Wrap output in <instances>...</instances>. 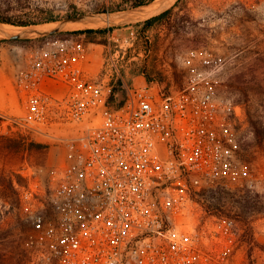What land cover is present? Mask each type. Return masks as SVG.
Segmentation results:
<instances>
[{
  "label": "built area",
  "instance_id": "obj_1",
  "mask_svg": "<svg viewBox=\"0 0 264 264\" xmlns=\"http://www.w3.org/2000/svg\"><path fill=\"white\" fill-rule=\"evenodd\" d=\"M88 48L81 34L45 38L15 76L24 114L0 113L7 132L65 150L45 178L37 179L42 168L20 169L30 180L18 189L32 224L30 262L232 264L233 218L219 217L215 229L184 222L194 194L248 173L240 106L222 67L193 64L176 87L155 77L136 83L113 53L90 75ZM114 88L121 104L110 102Z\"/></svg>",
  "mask_w": 264,
  "mask_h": 264
},
{
  "label": "rangeland",
  "instance_id": "obj_2",
  "mask_svg": "<svg viewBox=\"0 0 264 264\" xmlns=\"http://www.w3.org/2000/svg\"><path fill=\"white\" fill-rule=\"evenodd\" d=\"M118 1L19 0L21 5L35 13L44 10L62 19L55 29L38 34L0 36L18 38L5 44L0 62L16 56L18 59L21 55L26 66L31 50L51 32L117 26L108 31L101 43L92 42L87 34L81 33L89 47L86 68L90 75L98 76L109 53L114 54L119 66L123 65L127 77H139L138 73L145 72L146 77L158 78L174 87L181 83L185 69L193 64L209 61L212 65H220L221 75L232 87L240 106L238 128L248 173L241 183L201 189L194 194L193 200L187 204L184 222L189 228L206 225L215 229L219 217L233 218L240 244L232 264H264V143L259 145L256 141L252 125V121L257 120L264 127V0H190L187 7L176 8L172 24H156L147 30L135 25L146 18L135 16L133 8L100 12ZM75 14L78 15L68 17ZM185 14L191 15L194 21H185L184 25L180 19ZM99 18H112L113 21L95 22ZM76 21L83 22V25L78 28L71 25ZM21 102L24 105L22 99ZM24 112L6 114L19 116ZM8 128V124L2 125V131L7 132ZM64 158V148L54 145L33 151L22 146L4 147L0 149V170L5 173L6 180H13L18 191L22 185L30 183L29 179L19 175L22 167L42 168L37 178L42 179L48 168L63 162ZM13 191L10 187L0 186V208L5 211L1 230L9 233L15 246L10 249L5 245L2 252L6 264H32L25 249L27 232L32 224L13 201ZM48 191L47 188V194ZM46 199L43 190L40 200L46 202Z\"/></svg>",
  "mask_w": 264,
  "mask_h": 264
},
{
  "label": "trees",
  "instance_id": "obj_3",
  "mask_svg": "<svg viewBox=\"0 0 264 264\" xmlns=\"http://www.w3.org/2000/svg\"><path fill=\"white\" fill-rule=\"evenodd\" d=\"M154 0H120L116 3H112L111 5L106 6L100 12H120L132 8H136L145 4H149ZM190 3V0H176L175 3L166 8L165 10L154 14L144 20L138 21L135 23L136 26L141 27L142 30H147L153 27L156 24H172L173 16L175 14L176 8L183 6L187 7ZM78 14L71 15L68 17L77 16ZM67 18V17H66ZM62 18L59 15H55L53 13L45 12L41 10L39 12H34L31 8H27L24 5L19 3V0H0V22L2 23H9L18 26H30V25H37L47 22L59 21ZM181 22L183 24L185 21L193 22L194 19L191 15H184L181 17ZM185 25V24H184ZM117 26H110V27H100V28H85V29H78V30H66V31H59V32H51L48 34L47 37H67L73 34H87L89 39L92 42L101 43L103 37H106L108 31L115 29ZM18 38H2L0 37V53L2 48L5 46L7 42L16 41ZM148 79H151L149 75H147ZM124 98V94L119 88H114L111 96L110 102H118L119 104L122 103ZM252 125L255 131L256 141L259 145L264 143V127L261 122L257 120L252 121ZM26 148L28 151L33 150H44L46 149V145L42 143H38L28 136L23 135L19 131H11V132H4L2 131V118L0 117V149L2 148ZM2 170V169H1ZM0 170V186L10 187L13 191V201L16 205L19 204V190L15 189L13 180H6L5 173ZM22 176L21 174H19ZM7 182V183H6ZM9 182V183H8ZM5 211L1 207L0 208V264H6V256L5 253L2 252L6 246L10 247V249L15 248L14 240L9 239V233L2 231V222L4 217ZM28 229V228H27ZM30 231V230H29ZM28 233V232H27ZM7 239V240H6ZM6 245V246H5ZM2 247V248H1ZM26 249V248H25ZM27 254V258H28ZM8 263V262H7ZM10 263V261H9ZM18 264V263H15Z\"/></svg>",
  "mask_w": 264,
  "mask_h": 264
},
{
  "label": "crops",
  "instance_id": "obj_4",
  "mask_svg": "<svg viewBox=\"0 0 264 264\" xmlns=\"http://www.w3.org/2000/svg\"><path fill=\"white\" fill-rule=\"evenodd\" d=\"M133 9L135 10V8ZM165 9L166 7L159 9L153 13L147 14L145 16H138L137 11L135 10L134 15L139 17V19H143V18H148L151 15L155 13H159ZM24 55L25 52L23 50L22 56ZM18 56H19L18 59L16 56L14 59L7 58L4 61L0 62V112L1 113H20L25 110V107L20 99L21 96L15 85L16 73L19 71L18 69L25 63L24 58L21 57V55ZM136 79L138 83H143L144 81L148 80V78L145 75L139 76ZM50 89L55 93H58L60 90H62L61 88L54 85L51 86ZM62 160L63 158L61 159V161Z\"/></svg>",
  "mask_w": 264,
  "mask_h": 264
},
{
  "label": "bare ground",
  "instance_id": "obj_5",
  "mask_svg": "<svg viewBox=\"0 0 264 264\" xmlns=\"http://www.w3.org/2000/svg\"><path fill=\"white\" fill-rule=\"evenodd\" d=\"M172 1L173 0H154L153 2H151L149 4H145V5H142V6H139V7L135 8V10L137 11V15L138 16H145V15L150 14V13H153V12L159 10V9H162L164 7H167ZM111 20H112V18H99L95 22L105 23L106 21H111ZM115 22H117V21H115ZM82 23L83 22L80 23V22L76 21V22H74L72 24L70 23V24L77 27L78 25H83ZM96 24H94V25L96 26ZM58 26H59L58 21L57 22L53 21V22H48V23H42V24H37V25H30V26H18V25L16 26V25H13V24L0 22V35L5 36V37H10V36H14V35H17V34H24V35L25 34L26 35H28V34H35V33L38 34L39 32H45V31H48V30H50L52 28L55 29ZM78 27H80V26H78ZM73 28H75V27H73Z\"/></svg>",
  "mask_w": 264,
  "mask_h": 264
}]
</instances>
